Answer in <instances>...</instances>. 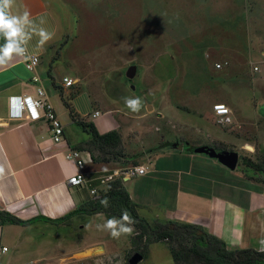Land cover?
Instances as JSON below:
<instances>
[{"label": "crops", "instance_id": "crops-1", "mask_svg": "<svg viewBox=\"0 0 264 264\" xmlns=\"http://www.w3.org/2000/svg\"><path fill=\"white\" fill-rule=\"evenodd\" d=\"M13 11L14 14L28 11L37 25L43 19L45 23L41 26L54 32V36L42 47H37L36 35L28 42L27 51L40 58L35 72L28 71L23 57L15 53L5 65H0V165L4 169L0 175V211L22 221H33L28 226L0 223V264H82L89 260L105 263L132 249L133 234L113 239L107 230L97 229L96 225L108 219L104 213L77 214L70 220H61L93 201L94 170L119 171L122 179L121 173L130 170L134 162L147 168V174L122 181L143 218L200 226L223 240L231 251L264 252L263 184H236L232 180L236 170H229L205 154L178 149L165 148L151 154L154 159L149 165L144 163L148 156L137 152L127 151V160L120 162L95 163L90 152L79 150L78 145L88 140L89 135L71 118L67 102L81 120L94 124L101 135L117 131L124 146L128 140L118 120L101 112L87 89L81 86L73 89L77 84L64 87L66 77L79 81L56 58L55 47L62 40L63 30L46 1L16 0ZM4 43L0 35V45ZM261 55L264 57V50ZM259 63L264 60L252 63V73L253 66ZM34 76L40 79L39 83L33 81ZM256 77L246 87L258 104L257 113L264 116V99L257 93L264 74ZM39 88L46 91L65 128V143L61 145L53 143L45 120H13L9 116L11 98L35 96ZM97 111L101 115L94 118ZM71 150L83 152L87 161L84 170L87 184L82 188L69 185V179L78 172L76 162L67 159ZM125 164L128 166L120 168ZM201 164L211 166L224 179L200 168ZM140 264L175 263L165 244L154 243Z\"/></svg>", "mask_w": 264, "mask_h": 264}, {"label": "rangeland", "instance_id": "rangeland-1", "mask_svg": "<svg viewBox=\"0 0 264 264\" xmlns=\"http://www.w3.org/2000/svg\"><path fill=\"white\" fill-rule=\"evenodd\" d=\"M45 1L63 30L56 58L79 81L73 89H87L98 109L118 120L128 140L126 152L148 156L144 163L149 165L151 154L165 148L185 153L191 148H222L239 156L232 180L259 186L240 168L244 158L264 161V116L257 113L258 104L246 87L257 79L252 63L264 60V0ZM219 63L228 65L219 70ZM133 66L137 74L129 80ZM257 93L264 99V82ZM137 97L142 103L134 113L125 98ZM217 104L233 111L231 126L218 124ZM134 163L131 169L139 164ZM199 167L224 179L211 166ZM113 173L92 172L91 183L99 194L108 186L101 180ZM133 239L132 249L113 262L82 264H128L143 246L135 230ZM163 244L178 249L176 242Z\"/></svg>", "mask_w": 264, "mask_h": 264}, {"label": "trees", "instance_id": "trees-1", "mask_svg": "<svg viewBox=\"0 0 264 264\" xmlns=\"http://www.w3.org/2000/svg\"><path fill=\"white\" fill-rule=\"evenodd\" d=\"M71 118L89 135V139L78 145L79 150L90 152L95 163H111L127 160V154L121 134L113 131L101 135L94 124L81 120L75 109L66 103ZM196 149H189L190 153H195ZM218 152H224L220 149ZM136 165V163H134ZM241 173L247 180L264 184V161L244 158L242 161ZM98 198L93 199L86 208H81L61 221L70 220L77 214L95 215L104 213L111 217V212L121 215L122 209H127L132 217L137 221L132 225L136 231V236L143 243L139 251L144 258L148 256L149 247L154 243L176 242L178 249L171 248L170 252L175 264H264V252L253 249L231 251L226 243L218 237L211 235L202 227L191 224H184L175 221L157 222L152 225L143 218L122 179H115L108 184L107 188L100 191ZM105 197L109 200V206L105 208L101 200ZM1 224H14L28 226L33 221H22L8 212L0 211ZM134 243V239L132 240ZM188 245V246H187Z\"/></svg>", "mask_w": 264, "mask_h": 264}, {"label": "built area", "instance_id": "built-area-1", "mask_svg": "<svg viewBox=\"0 0 264 264\" xmlns=\"http://www.w3.org/2000/svg\"><path fill=\"white\" fill-rule=\"evenodd\" d=\"M27 54L31 57V59L25 60L24 63L28 71L35 72L38 65L40 64V58L36 55H33L27 51ZM33 60H37L38 62L33 64ZM29 65H32L31 69H29ZM219 65V67H218ZM226 64H217L216 68L222 70ZM253 73L256 75L264 74V63H259L253 66ZM73 81V83L69 86L66 83L65 78L63 79V84L65 88H72L77 84V81L74 79L68 78ZM33 81L35 83H39L40 79L37 76L33 77ZM223 105L227 112H222L216 106ZM214 106V116L218 122V124L228 127L233 123V112L229 106L226 104H217ZM18 113L19 115H12ZM100 112L94 113V118L100 117ZM9 116L13 120H30L40 121L45 120L50 127V131L52 134V140L55 145H61L65 143V128L59 119L50 99L43 88H39L36 92L35 96H19L13 97L9 102ZM67 159L76 162L78 172L69 179V185L71 187L82 188L87 184V180L85 177V166L87 164L86 159L83 157V152L78 150H71L67 154ZM142 170V171H141ZM148 169L142 166L134 167L126 172L121 173L122 179L125 180L127 178L135 177V176H144L147 174ZM120 172L115 171L113 175H110L105 179L101 180L102 185H107L110 182L114 181L116 176H119ZM115 176V177H114ZM75 179L78 183H72V180ZM91 195L95 198L100 196L99 191L94 189L91 191ZM5 249V248H4ZM3 249V251H4ZM7 249V248H6Z\"/></svg>", "mask_w": 264, "mask_h": 264}, {"label": "clouds", "instance_id": "clouds-1", "mask_svg": "<svg viewBox=\"0 0 264 264\" xmlns=\"http://www.w3.org/2000/svg\"><path fill=\"white\" fill-rule=\"evenodd\" d=\"M16 0H0V35H2L5 43L0 45V65H5L8 60L11 59L15 53L17 56L23 57L25 60L31 59L27 54V44L32 39L33 35L39 37L37 47H42L46 42L50 41L54 32L48 31L42 27L45 21L42 19L39 25L35 24L30 19V13L24 11L23 14H14V7ZM24 45V47H21ZM37 60H33V64L37 63ZM31 69L32 65L28 66ZM219 67V65H218ZM66 83L70 86L73 81L65 78ZM141 99L137 98H125L126 107L132 112L136 113L140 111ZM222 112H227V109L223 105L216 106ZM12 115H19L18 113ZM254 151V149H251ZM3 166L0 165V175L3 174ZM142 171V170H141ZM72 183H78L75 179ZM101 204L107 208L109 206V200L107 197L101 200ZM137 221L132 217L131 213L125 208L121 210L119 218L112 217L107 219L103 224L96 225L98 230H107L113 239H119L122 235H132ZM264 244V241H261ZM7 252V249H4Z\"/></svg>", "mask_w": 264, "mask_h": 264}, {"label": "water", "instance_id": "water-1", "mask_svg": "<svg viewBox=\"0 0 264 264\" xmlns=\"http://www.w3.org/2000/svg\"><path fill=\"white\" fill-rule=\"evenodd\" d=\"M137 74V67H131L127 72V78L133 80ZM196 154H205L212 159H216L224 167L231 171H235L239 165V156L236 153L230 152H218L215 149L201 147L195 150ZM144 260V256L141 253H135L130 259L129 264H140Z\"/></svg>", "mask_w": 264, "mask_h": 264}, {"label": "bare ground", "instance_id": "bare-ground-1", "mask_svg": "<svg viewBox=\"0 0 264 264\" xmlns=\"http://www.w3.org/2000/svg\"><path fill=\"white\" fill-rule=\"evenodd\" d=\"M247 148H248L250 151H253V150H251V149H252L251 147L247 146Z\"/></svg>", "mask_w": 264, "mask_h": 264}]
</instances>
